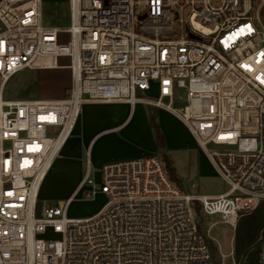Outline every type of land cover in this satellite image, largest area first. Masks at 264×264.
Here are the masks:
<instances>
[{"label":"built area","instance_id":"1","mask_svg":"<svg viewBox=\"0 0 264 264\" xmlns=\"http://www.w3.org/2000/svg\"><path fill=\"white\" fill-rule=\"evenodd\" d=\"M45 1L0 0V264H215L196 206L235 225L264 200V0H68V24ZM60 58L64 97H3L13 75ZM114 102L178 119L227 189L185 192L152 153L87 163L73 194L39 204L82 106ZM97 195V211L68 215ZM258 242L264 264V229Z\"/></svg>","mask_w":264,"mask_h":264},{"label":"rangeland","instance_id":"2","mask_svg":"<svg viewBox=\"0 0 264 264\" xmlns=\"http://www.w3.org/2000/svg\"><path fill=\"white\" fill-rule=\"evenodd\" d=\"M45 3L51 7L47 9L48 20L56 22L59 20L53 15V9L62 17L61 24H68V0H46ZM260 19L264 23V7L260 11ZM60 38L62 42L69 40L67 34L60 35ZM59 64L60 67L58 68L26 69L16 73L5 82L3 97L9 99H59L64 97L71 84V72L67 67L69 64L68 58H60ZM145 95L148 97L156 96V92H149ZM142 108L145 112L147 111L146 106H142ZM164 120L167 127V129L165 127V130L162 127V124L165 126ZM156 122L159 124L160 131L164 136V147H158L153 153L160 157L165 154L171 161L175 169L176 180H174V183L176 185L185 192L195 194L217 193L227 189V184L213 172L209 165H202L201 153L198 147L180 123L164 113L156 117ZM62 177L66 180L62 181H70L68 176ZM62 177L60 178L63 179ZM43 192L42 189L39 204L48 205L58 199L44 196V198H41ZM53 193L60 192L56 190ZM103 202L102 196L87 200H74L69 206L68 215L71 217L88 216L94 213ZM250 212H243L238 219ZM196 213L197 220L214 253L219 252L220 254V264H235L233 253L235 225L224 222L219 215L204 217L200 212Z\"/></svg>","mask_w":264,"mask_h":264},{"label":"crops","instance_id":"3","mask_svg":"<svg viewBox=\"0 0 264 264\" xmlns=\"http://www.w3.org/2000/svg\"><path fill=\"white\" fill-rule=\"evenodd\" d=\"M142 106L146 105L136 103L131 106L121 102L83 105L72 134L62 145L43 179L39 197L42 189L44 192L41 198L55 197L58 198L57 200H62L69 197L75 192L87 163L97 169L105 163L137 158L156 151L158 147L149 123V113L152 107L146 106L147 111L145 112ZM155 110L157 116L164 113L176 120L192 137L178 119L164 110L156 108ZM162 127L165 130L166 125L162 124ZM192 139L195 142L193 137ZM195 144L197 146L196 142ZM198 149L201 153L202 165L207 164L213 170L207 156L199 147ZM62 176H68L70 181L65 182ZM56 190L60 193H53ZM224 191L199 194L214 196Z\"/></svg>","mask_w":264,"mask_h":264},{"label":"trees","instance_id":"4","mask_svg":"<svg viewBox=\"0 0 264 264\" xmlns=\"http://www.w3.org/2000/svg\"><path fill=\"white\" fill-rule=\"evenodd\" d=\"M156 117L157 113L155 108H151L149 113V123L153 129L157 147L163 148L164 136L160 131L158 123L156 122ZM161 159L170 179L174 182V180H176V176L175 169L171 161L165 154H162ZM196 212H199L198 206H196ZM261 229H264V200L260 201L250 213L238 219L235 224L233 252L237 264H257L260 248L258 236ZM210 248L214 253L211 244ZM241 257L242 259H240Z\"/></svg>","mask_w":264,"mask_h":264},{"label":"water","instance_id":"5","mask_svg":"<svg viewBox=\"0 0 264 264\" xmlns=\"http://www.w3.org/2000/svg\"><path fill=\"white\" fill-rule=\"evenodd\" d=\"M213 257H214V263H215V264H220L221 258H220V254H219V252H215V253L213 254Z\"/></svg>","mask_w":264,"mask_h":264}]
</instances>
